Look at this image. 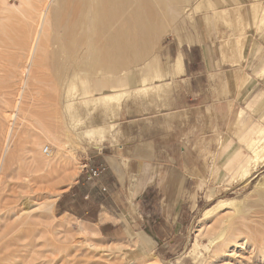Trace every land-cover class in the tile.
Segmentation results:
<instances>
[{
  "label": "rangeland",
  "instance_id": "374dc122",
  "mask_svg": "<svg viewBox=\"0 0 264 264\" xmlns=\"http://www.w3.org/2000/svg\"><path fill=\"white\" fill-rule=\"evenodd\" d=\"M184 1L137 62L104 71L79 49L62 80L54 17L37 43L57 0H0V216L21 196L0 234L21 222L13 264H264V0ZM195 43L220 100L182 81L183 61L204 66ZM175 115L192 155L96 164L134 136L164 143Z\"/></svg>",
  "mask_w": 264,
  "mask_h": 264
},
{
  "label": "bare ground",
  "instance_id": "6f19581e",
  "mask_svg": "<svg viewBox=\"0 0 264 264\" xmlns=\"http://www.w3.org/2000/svg\"><path fill=\"white\" fill-rule=\"evenodd\" d=\"M184 4V0H57L51 9L50 18L47 17L45 25L41 27L39 34V40L40 37L42 38L41 43L39 40L37 43L42 45L43 36H48L46 27L49 23L47 21L54 17V26L51 23L50 25L55 27L56 31L59 30L57 34L60 32L55 37L56 41L62 51L68 54L65 64L59 68L62 80L79 71V65H75L72 60L73 55H77L79 49H83L87 57L90 52L102 63L104 71H115L120 66L137 62L145 56L155 37L166 28L169 19ZM45 31L47 35L44 34ZM10 39L11 37L8 36L4 44L9 49L12 45ZM175 65L179 73L181 62ZM110 85L113 86L112 83ZM60 87H57L56 91ZM114 95L118 94H107L103 98H113ZM57 97L60 99V93ZM56 99V97L53 99L56 104L58 103L55 105L59 106L60 101ZM49 163L48 160L37 159L39 167L48 166ZM14 195L15 200L3 207L4 212L0 216L4 218L3 221L11 217L12 213L15 215L19 211L18 201L21 196ZM20 223L14 220L5 224L0 234V254L4 261L1 264H13L17 257L9 250L13 246L19 247ZM22 246L25 245L22 244Z\"/></svg>",
  "mask_w": 264,
  "mask_h": 264
},
{
  "label": "crops",
  "instance_id": "0c3cea01",
  "mask_svg": "<svg viewBox=\"0 0 264 264\" xmlns=\"http://www.w3.org/2000/svg\"><path fill=\"white\" fill-rule=\"evenodd\" d=\"M195 44L201 47V61L199 59L198 65L203 63L204 66H198V68L193 69L189 66H185L186 62L183 61L182 69L183 73H185V77L182 81L185 82L187 87H189V89H187L193 96H211L213 97V100H220L223 94L222 76L218 75V73H211V70L208 69L206 65L205 51L202 44ZM198 101L200 104L206 105L205 98H199ZM216 108L217 107L215 106L214 109L216 110ZM203 110H206V106L203 107ZM174 117L175 119L171 122V125L164 124L158 127L159 129L166 130L165 136L167 137L164 143L160 144L158 142H154L152 139L144 138L145 136H141L140 138L134 136L132 144L126 146L124 151L117 150L116 152L109 153L110 149L109 151H107V149L106 151L102 149L99 150L98 153H96V155L99 156V159L97 160L98 163L96 164L106 165L105 163L108 162L109 167L113 166V163L110 162L114 159L106 155H192V139L189 135H186V129L188 128L187 126H189V122L183 120L180 121L177 119L178 115H175ZM198 152L199 151L195 152L196 155H198ZM112 170L115 171L113 167ZM101 186L103 187L102 183ZM102 187H100V190Z\"/></svg>",
  "mask_w": 264,
  "mask_h": 264
},
{
  "label": "built area",
  "instance_id": "2783aa9c",
  "mask_svg": "<svg viewBox=\"0 0 264 264\" xmlns=\"http://www.w3.org/2000/svg\"><path fill=\"white\" fill-rule=\"evenodd\" d=\"M103 172V169L97 166H89V179L99 178Z\"/></svg>",
  "mask_w": 264,
  "mask_h": 264
}]
</instances>
